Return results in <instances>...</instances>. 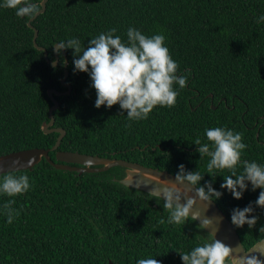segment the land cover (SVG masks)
<instances>
[{
  "label": "trees",
  "instance_id": "16d2710c",
  "mask_svg": "<svg viewBox=\"0 0 264 264\" xmlns=\"http://www.w3.org/2000/svg\"><path fill=\"white\" fill-rule=\"evenodd\" d=\"M3 2L0 157L55 145L59 133L45 134L42 125L53 105L48 90L67 91L61 85L66 59L71 92L54 96L59 106L53 127L64 131L57 151L125 160L174 176L183 164L204 175L201 186L212 182L222 192L214 202L230 222L233 209L253 204L257 224L233 226L245 250L264 238V209L255 207L261 190L249 184L240 200L233 199L220 188L230 171L207 173L210 158H200L194 144L197 138L208 142L207 129L232 130L247 146L242 161L264 166V22H257L264 0H46L45 12L31 25L49 61L56 44L78 39L83 49L113 28L124 43L129 28L165 37L177 75L186 76L187 84L174 85V107L157 106L140 121L129 120L119 105L97 109L89 75L74 72L73 50L61 51L58 65L51 66L33 46L29 19ZM57 151L49 153L55 162ZM126 172L114 167L79 174L57 170L43 158L31 170L1 174L0 182L7 174H26L30 190L18 197L0 193V264H137L147 258L182 264L180 254L209 241L196 221L169 224L163 200L120 182ZM9 199L19 211L11 224L3 210Z\"/></svg>",
  "mask_w": 264,
  "mask_h": 264
},
{
  "label": "clouds",
  "instance_id": "9594fccd",
  "mask_svg": "<svg viewBox=\"0 0 264 264\" xmlns=\"http://www.w3.org/2000/svg\"><path fill=\"white\" fill-rule=\"evenodd\" d=\"M2 6L15 10L17 17L31 20L40 13L42 0L35 3L33 0H4ZM257 22H264V15L260 16ZM115 32L116 29L113 28L107 33L99 34L89 40L88 46L83 49L78 39H69L66 43L62 41L55 45L56 56L58 57L62 50H73L74 72L89 75L91 87L96 93L97 109L101 106L110 109L119 105L120 109L127 113L129 120L140 121L146 120L157 106L174 107L178 95L174 85L183 89L187 84V77L177 75L178 64L164 45L165 37L161 34L148 37L139 30L129 28L127 43H124L120 36L114 35ZM205 135L207 143L202 144L200 138H197L194 144L199 145L197 151L200 158H210L206 165L207 173L229 170L230 175L223 177L224 182L220 188L226 189L235 200L242 198L249 184L252 191L260 189L255 207L264 209V166L242 161V151L247 147L242 142V134L214 127L207 129ZM241 165L243 172L238 174L237 167ZM209 176L213 178L212 175ZM203 177L197 170L186 171L181 164L172 181L160 180L155 183L158 187L150 189L149 196L163 200L164 209L169 212V224L185 226L190 220H200L198 213L193 214L197 201L209 205L221 198L222 192L216 191L212 182L200 185ZM184 185L189 187H181ZM189 189L195 190L194 195H190ZM29 190V177L26 174H7L0 182V193L8 197H18ZM14 204L15 200L9 199L3 205L6 222L9 224L19 216V211L13 207ZM253 212L252 203L243 209H233L231 224L235 228L247 225L252 229L258 221ZM218 219L221 222V218ZM160 222L164 223L163 220ZM198 227L204 231L211 229L208 232L209 241L194 247L190 253L180 254L182 264H264L256 255H238L232 246L216 239L215 233L219 231V224L213 227L211 218L200 220ZM262 231L264 226L259 228V232ZM137 264H159V261L147 258L138 260Z\"/></svg>",
  "mask_w": 264,
  "mask_h": 264
},
{
  "label": "water",
  "instance_id": "95a60500",
  "mask_svg": "<svg viewBox=\"0 0 264 264\" xmlns=\"http://www.w3.org/2000/svg\"><path fill=\"white\" fill-rule=\"evenodd\" d=\"M45 4H46V0H42V6H41L40 13H38L37 16L34 17L33 19L28 20L27 26L33 29L34 31L33 41H32L33 46L37 50L43 51L44 57L47 60L46 51L42 47H39L36 43L38 31L34 29L31 25V23L39 15L45 12L46 10ZM55 47L56 46H54V49H53L55 53L54 54L55 60L54 61L47 60V62L51 66H57L58 64V57L56 56ZM66 68H67V60L65 59L63 77L61 79V85L67 88V91L58 92L53 89L48 90L47 94L50 100L52 101L53 105L49 109V118H50L49 122L44 123L42 125V130L45 134L59 133V136L56 140L55 145L51 149H48V150L29 149V150L14 152L6 156L0 157V175L4 173H8V172L31 170L36 164H38L44 158L51 166H53L57 170L77 172L79 174L101 173V172L108 171L114 167H123L127 169V171H132L133 173H136V175L137 173H140L142 175H148V176L155 177L161 181H172L175 177L174 175L159 171L157 169L144 167L142 165L128 162L125 160L105 159V158H99L97 156H89V155H84V154H79V153H74V152L57 151L60 141L62 140L64 136V131L61 128L53 127V124H54L53 111H55L59 106L58 101L54 98V96H62V95L70 94L71 92V86L65 82L68 76V72ZM53 151H57L55 155L56 162L51 160V158L49 157V153ZM14 161L17 163H13ZM29 161L31 163H29ZM125 179L120 181L123 185L143 191L148 194L151 188L158 187V185L155 184L156 182L142 180V181L127 183L126 181H124ZM145 185H147V187ZM181 187L188 188L189 186L184 185ZM189 191H190V195H194V192H195L194 189H189ZM197 213L200 216V220H203L205 218H211L213 221V227L219 224V231L215 233V238L222 241L226 245L232 246L236 254L241 255V256L244 254L256 255L258 259L264 262V254L260 253V252H264V238L256 242L248 250H245L233 225L231 224L227 216L218 208L215 202L209 205H204L203 203L197 201V204L194 206V209H193V214H197ZM218 217L221 218V222H219ZM200 220H197L196 223L199 224ZM210 231L211 229L205 230L206 233ZM109 264H112V263L109 262Z\"/></svg>",
  "mask_w": 264,
  "mask_h": 264
},
{
  "label": "rangeland",
  "instance_id": "374dc122",
  "mask_svg": "<svg viewBox=\"0 0 264 264\" xmlns=\"http://www.w3.org/2000/svg\"><path fill=\"white\" fill-rule=\"evenodd\" d=\"M142 180L156 182V183L160 181L159 179L152 177V176L142 175L140 173H137L136 175V173H133L132 171L126 172V179L124 181L128 183V182H137V181H142Z\"/></svg>",
  "mask_w": 264,
  "mask_h": 264
}]
</instances>
